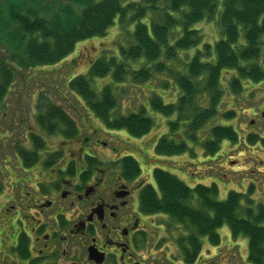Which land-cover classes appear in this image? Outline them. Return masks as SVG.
<instances>
[{"label":"trees","instance_id":"16d2710c","mask_svg":"<svg viewBox=\"0 0 264 264\" xmlns=\"http://www.w3.org/2000/svg\"><path fill=\"white\" fill-rule=\"evenodd\" d=\"M219 7V0H0V107L18 72L56 65L72 55L79 42L105 37L118 22L121 36L129 45L120 46V58L100 57L87 74L68 80L70 92L81 98L108 130L126 131L135 138L147 135L155 126L148 107L167 118L177 114L169 122V134L154 147L161 157L188 153L190 143L200 144L206 156H217L223 142L237 144L240 139L233 125L216 124L210 136L199 141L206 124L217 115L226 121L236 119L235 110L219 113L225 91L238 101L246 84L264 82V0H223L221 12ZM218 15L219 41L213 46L205 44L184 71L170 69L168 62L176 61L180 52L201 44L203 34L196 25L214 21ZM129 61H140L144 66L130 74ZM154 72L173 75L171 79L181 92L177 101L167 104L155 93L147 107L126 116L113 115L119 102L113 85L126 86L129 80L146 83ZM107 77L113 84L97 93L90 81ZM38 111L37 124L43 133L65 139L77 136L76 121L51 99L40 98ZM30 139L33 150L20 149L26 166L37 162L47 146L40 135L30 133ZM248 139L256 143L259 138L251 134ZM61 156L51 155L48 163ZM120 162L126 178L141 175V165L133 156ZM153 178L155 185L146 186L141 193L142 210L168 216L185 228L186 236L178 241L185 263L196 261L203 238L219 246V231L227 226L232 239H248V263L264 264V205L252 206L248 196L252 188L247 193L230 191L226 200H219L216 183L192 187L161 168L153 170ZM188 240L193 246L191 257L187 256Z\"/></svg>","mask_w":264,"mask_h":264},{"label":"rangeland","instance_id":"374dc122","mask_svg":"<svg viewBox=\"0 0 264 264\" xmlns=\"http://www.w3.org/2000/svg\"><path fill=\"white\" fill-rule=\"evenodd\" d=\"M222 1L219 0L220 12ZM217 22L219 15L214 21L198 23L196 28L203 34L201 44L180 52L176 61L168 62L169 68L178 72L184 71L186 64L198 50H202L205 44L213 46L219 41L221 28ZM120 32L119 24L116 22L105 37L79 42L74 53L64 61L53 66L37 67L34 71L17 73L16 82L0 107V168L6 167L7 171L10 167L15 172V176L8 174L7 177L0 173V181L3 183L0 182L2 185L0 213L7 196L14 195L13 184L16 183L18 186L16 195L19 197L21 185L31 174V169L25 168V161L20 155L22 147L33 149L30 133L42 136L47 142V149L41 156L46 153L62 152L68 157L76 158L81 148H88L90 143L93 147V142L98 139L100 143L94 147L103 159L117 160L116 154L135 157L141 165L140 177L147 184L155 185L153 170L161 168L192 187L197 184L210 186L216 183L219 187V200H226L230 191L247 193L252 188L253 192L248 193L253 201L252 206L264 205V117L261 115L264 111V82L246 84V91L237 98L238 101L229 90L225 91L218 108L219 113L222 115L227 110H235L236 119L226 121L217 115L200 133L199 141H203L210 136V129L214 125L231 124L240 134L237 144L223 142L220 154L209 157L205 155L200 144L190 143L191 151L188 153L161 157L155 153L154 147L161 137L169 134V122L175 120L177 114L167 118L160 113L152 112L148 107V116L153 118L155 126L147 135L135 138L129 136L126 131L108 130L87 108L83 100L72 94L68 87V80L87 74L90 65L96 59L110 56L120 58V46L129 45ZM143 66V62L129 61V73L132 74L134 69ZM231 75L226 77L229 78ZM172 76L169 72L161 74L154 72L151 81L146 83L135 84L129 80L126 86L113 85L119 100L118 108L113 115L126 116L139 111L142 106L147 107L149 98L155 93L160 95L165 103H175L181 92L176 88ZM111 83L113 84V80L110 77L90 81L97 93ZM225 88L227 89V85ZM42 97L51 99L61 106L76 121L79 128L76 137L68 141L61 136L58 137V134L49 136L43 133L37 124L38 105ZM252 120L255 121L254 124H251ZM251 134L258 136V142H250L248 137ZM114 148L119 153H115ZM167 217L161 215V220ZM183 232L186 234L184 229ZM219 232L222 237L219 246H212L206 238L202 239L203 249L200 254L204 257L203 264H214L213 261L217 264H249L248 239L244 237L232 239L227 226Z\"/></svg>","mask_w":264,"mask_h":264},{"label":"flooded vegetation","instance_id":"af4514ba","mask_svg":"<svg viewBox=\"0 0 264 264\" xmlns=\"http://www.w3.org/2000/svg\"><path fill=\"white\" fill-rule=\"evenodd\" d=\"M99 143L76 158L41 156L45 148L37 162L24 164L31 174L19 197L13 184L0 213V264H203L201 254L185 263L178 242L185 228L142 210L141 193L151 184L124 176L120 161L128 155L103 159ZM56 153L62 156L48 163ZM5 168L3 177L15 176ZM187 249L191 257V240Z\"/></svg>","mask_w":264,"mask_h":264},{"label":"water","instance_id":"95a60500","mask_svg":"<svg viewBox=\"0 0 264 264\" xmlns=\"http://www.w3.org/2000/svg\"><path fill=\"white\" fill-rule=\"evenodd\" d=\"M263 116H264V113H263ZM251 124H254V121H251Z\"/></svg>","mask_w":264,"mask_h":264}]
</instances>
